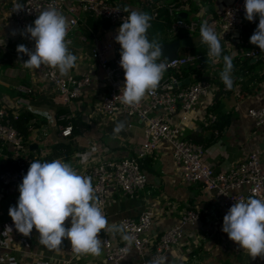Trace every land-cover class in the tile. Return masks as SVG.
I'll return each instance as SVG.
<instances>
[{"label": "crops", "instance_id": "1", "mask_svg": "<svg viewBox=\"0 0 264 264\" xmlns=\"http://www.w3.org/2000/svg\"><path fill=\"white\" fill-rule=\"evenodd\" d=\"M117 1L152 17L147 33L149 41L161 43L179 39L178 53L193 54L195 51L194 54L201 56V64H190L183 68V80L195 79V73L189 66H196L199 76L209 80L210 90L199 99L188 119L180 123L182 136L199 135V143L204 145L210 136L209 126L214 123H208V117L226 121L222 130L212 135L211 142L204 145L206 158L216 170L229 168L250 151L263 148L264 127L255 125L247 114L248 108L264 105V52L250 43L259 19L256 23L249 22L242 28H231L224 32L214 23H209L217 19L233 0H151L150 5L144 4L142 0ZM169 7H174V15L168 14ZM154 11H157L156 15ZM177 17L192 19L197 27L192 32L180 28L177 33L171 34L168 30ZM202 22H207L217 34L223 32V52L214 62L208 59V48L201 42ZM113 30L107 19L87 12L79 13L77 26L68 30L66 37L69 51L77 56L76 66L69 73L88 72L91 82L81 97L63 102L57 97L52 85L42 79L38 69L24 68L17 47L34 40L30 34H21L23 29L16 26L6 2L0 0V105L18 113L28 111L31 114L29 132L25 137V155L30 165L37 160L43 163L60 159L69 163L79 174L89 163L102 158L130 157L140 146L143 134L138 121L128 126L124 116L116 115L109 119L90 113L107 89L103 69L92 57V50L97 44L110 41ZM181 31L186 33L178 35ZM252 49H259L258 55H247ZM107 55L112 56V53L107 52ZM224 55L233 57L231 90L226 88L220 78ZM19 83L29 86L32 91H17ZM78 113L87 124L86 128L69 136L61 135L58 124H64L67 120L60 121L58 117ZM174 118H177V114ZM118 123H123L124 128L115 133ZM0 158L3 161L8 159L6 154H0ZM143 169L147 182L139 191V197L123 199L115 188L110 190L106 217L109 226H118L120 219L136 217L141 210L148 208L154 212L151 234L159 235L171 226H180L182 230V237L160 258L164 264H176L182 260L188 264H264V259L257 257L253 260L236 242L229 239L222 231L223 219L212 216L206 219L202 216L193 223L181 224L180 214L189 208L217 213L219 207L212 191L199 183L183 180L172 157L170 144L160 142L153 155L144 162ZM19 196V185L0 182V264H45L53 258L70 257L72 252L68 239L63 241L59 250H54L39 243V233L35 228L29 236L19 233L9 216V208L17 206ZM65 227H71V218L65 222ZM103 235H107L112 242L123 239L120 233L113 235L102 230L100 240ZM158 240V236L152 239L150 251L156 247ZM124 262L140 264L139 255L131 249ZM70 264H107L102 244L99 256L77 255Z\"/></svg>", "mask_w": 264, "mask_h": 264}, {"label": "built area", "instance_id": "2", "mask_svg": "<svg viewBox=\"0 0 264 264\" xmlns=\"http://www.w3.org/2000/svg\"><path fill=\"white\" fill-rule=\"evenodd\" d=\"M16 26L25 30L26 26L33 25L40 12L50 5L62 13L68 21V30L75 28L78 24L80 12L107 19L114 28L111 40L105 44H97L92 50V57L103 69L106 91L100 96L96 104L91 108L93 116H102L111 119L121 115L131 126L138 121L142 127L143 139L130 157L102 158L85 165L79 175L91 177L94 196L105 217H107V206L109 192L115 188L120 198H137L139 191L147 182L146 173L143 169L144 161L153 155L157 145L166 141L172 147V157L179 167L181 177L185 182L199 183L206 190L215 195L219 211L210 213L202 212L197 208H189L180 214L181 224L193 223L202 216L209 219H223L229 209L241 200L247 201L249 197L264 199V147L254 149L242 159L237 160L231 167L216 170L205 155L204 145L192 141L181 134L180 123L188 119L195 110L199 99L208 94L210 90L209 80L205 77L185 82L182 69L190 64H201L199 54H183L166 61L159 58L157 63H165L167 70L157 89L147 93L138 105L128 106L121 102L122 91L125 86V73L120 66L121 46L116 42L118 30L124 19L130 15L125 12V5L117 0H4ZM144 4L150 5L151 0H142ZM18 6L22 7L17 10ZM169 15H174V7H169ZM157 11H154V15ZM245 0H233L225 7L215 24L223 31L231 28H242L249 23L246 18ZM259 16L255 18L256 23ZM197 23L192 19L186 20L177 17L173 21L169 31L177 33L180 28L192 32ZM29 50H34L35 41L23 43ZM111 52L112 56H108ZM259 49H252L247 55L256 56ZM23 61L29 57L20 54ZM41 77L52 85L57 97L68 102L77 99L84 94L85 88L89 86L91 77L88 72L79 74L68 73L62 76L58 69H52L42 65L38 69ZM21 93L31 92L32 89L19 83L16 86ZM18 112L0 105V154H6L11 158L12 167L0 170V182L9 185H20L23 177L29 170V158L25 155L27 143L24 136L14 126L13 121L18 117ZM177 114V118L174 116ZM255 125L264 127V105L250 107L247 110ZM73 115H61L60 121L67 123L58 124L61 135L69 136L71 131V117ZM208 123L215 121L214 117H208ZM7 149V150H6ZM9 150V154L7 151ZM154 212L144 208L136 217H124L118 221L119 225L126 226L124 234L134 237L131 245L123 239L120 242H112L107 235L101 237L104 260L107 264H126L125 257L131 249L139 255L140 264H152L156 259L168 251L171 246L182 237L180 226H171L159 235L151 234L150 229ZM159 237L156 247L150 251L152 239ZM69 250L72 255L67 258H53L45 264H70L75 254L72 251L71 242ZM176 264H188L182 260Z\"/></svg>", "mask_w": 264, "mask_h": 264}, {"label": "clouds", "instance_id": "3", "mask_svg": "<svg viewBox=\"0 0 264 264\" xmlns=\"http://www.w3.org/2000/svg\"><path fill=\"white\" fill-rule=\"evenodd\" d=\"M21 8L18 6L17 10ZM245 10V18L250 22L259 16V24L250 37V43L264 52V0H245ZM124 11H130V15L124 19L116 36V42L121 46L120 66L125 73L121 102L134 106L147 93L157 89L167 65L157 63L162 55L161 45L156 40L148 39L152 17L127 7ZM68 27L66 17L55 7L50 5L42 10L34 26L28 25L21 32L25 36L30 34V38L35 41L34 50H29L25 45L17 47L18 54L29 57L22 62L24 68L36 70L44 65L58 69L62 76L67 75L77 62V56L69 51L66 40ZM222 33L217 34L207 22L201 24V42L207 46V57L213 62L223 52ZM223 61L220 78L226 88L231 90L233 57L224 55ZM123 128L124 124L118 123L114 132L119 133ZM19 192L17 206L9 208L15 228L24 236H29L35 228L39 233V243L48 249L59 250L63 241L68 239L75 254L99 256V235L102 230L113 235L120 233L128 245L134 240L133 236L124 234L126 226L108 225L94 196L91 177L79 175L69 163L60 159L31 162L19 185ZM69 218L71 227H65ZM222 231L253 260L257 257L264 259V199L249 197L247 201L236 202L223 218ZM152 264L164 262L156 259Z\"/></svg>", "mask_w": 264, "mask_h": 264}, {"label": "trees", "instance_id": "4", "mask_svg": "<svg viewBox=\"0 0 264 264\" xmlns=\"http://www.w3.org/2000/svg\"><path fill=\"white\" fill-rule=\"evenodd\" d=\"M185 33L186 32L181 31L178 33V35H184ZM192 53H195V51ZM178 55H183V53H178ZM191 66H189V68L192 69V73H195V79L203 78V76H199L200 75L199 69H196L197 68L196 66H193V68H191ZM181 72H185V71H183V69H182ZM30 117H31V114L28 111H21V112H19L18 117L13 121L14 126L24 136V138L27 136V134L29 132L28 131V121H29ZM64 123H67V121H65ZM70 123H71L72 133H79L82 129L86 128V126H87V124L82 121L80 113L74 114L71 117ZM225 125H226V121H222L221 118H219V119L216 118L214 123L209 126L210 136L208 137V140H207V142L204 143V145L209 144L212 140V135H214L216 132H219L220 130H222V128ZM186 138H188L192 141H195V142H200V140H201L199 135H189V136H186ZM149 158L150 157H147L144 162H147V160ZM9 167H12L11 158H8L5 161H3L0 158V170H4V169L9 168ZM29 168H30V164H29Z\"/></svg>", "mask_w": 264, "mask_h": 264}, {"label": "water", "instance_id": "5", "mask_svg": "<svg viewBox=\"0 0 264 264\" xmlns=\"http://www.w3.org/2000/svg\"><path fill=\"white\" fill-rule=\"evenodd\" d=\"M162 48V55L161 58L165 59L166 61H169L178 55V50L180 47V40L179 39H171L167 40L165 42L159 43ZM185 82H188V80H184Z\"/></svg>", "mask_w": 264, "mask_h": 264}, {"label": "rangeland", "instance_id": "6", "mask_svg": "<svg viewBox=\"0 0 264 264\" xmlns=\"http://www.w3.org/2000/svg\"><path fill=\"white\" fill-rule=\"evenodd\" d=\"M170 28H171V26H170ZM168 31H169V30H168ZM169 33H171V34H172V32H171V31H169ZM182 41H183V40H182ZM179 53H181V51H179ZM6 69H7V68H6ZM6 69H5V70H6ZM100 116H102V115L100 114Z\"/></svg>", "mask_w": 264, "mask_h": 264}]
</instances>
